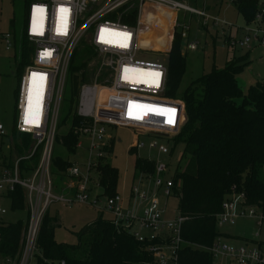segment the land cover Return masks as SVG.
Segmentation results:
<instances>
[{
  "label": "built area",
  "instance_id": "built-area-1",
  "mask_svg": "<svg viewBox=\"0 0 264 264\" xmlns=\"http://www.w3.org/2000/svg\"><path fill=\"white\" fill-rule=\"evenodd\" d=\"M190 1L31 0L24 41L32 53L21 73L17 116L11 132L0 121V201L7 199L13 203L11 194L20 190L29 218L20 253L16 257L0 254V264H31L39 252L41 226L53 205H85L107 212L115 228L127 231L146 247L152 257L150 264H180V253L187 246L181 235L184 221L180 217L165 218L167 208L160 200L164 197L166 205L170 199H175V190H178L173 180L175 172L167 177L170 172L167 163L148 159L155 163V175L141 176L126 202L117 195L106 198L105 207L100 208V198L92 197L90 188L93 186L92 170L97 172L112 140L106 126L132 129L138 135H156L166 142H174L184 127V103L164 96L167 65L159 60L144 62L139 59L140 53L153 52L140 45L142 30L154 29L150 22H155L157 28L173 30L171 38L175 34L180 37L185 53L196 51L199 46L191 41L192 17L200 20L202 28L212 24L222 26L223 30L225 27L233 29L234 33L228 30L222 33L229 50H251L252 39L264 44L261 29L247 25L243 29L235 28L219 15H210L207 0H201L203 8L191 5ZM180 12L183 14L181 20L178 19ZM132 17L134 25L124 22ZM263 17L264 10L255 23H261ZM240 31H244L243 37H238ZM3 41L6 50H17L15 35L7 33ZM82 45L85 49H93L96 57L110 58L103 65L111 70V76L107 85L100 86L96 79L88 81L85 71L77 74L82 82L74 112L80 124L74 133L79 138V150H86L88 154L87 171L84 173L80 164H72L65 175L76 180L78 185L72 196H62L56 193L52 182L53 150L70 67ZM95 60L87 56L83 64L89 68ZM102 94L106 96L101 98ZM22 137L30 138L31 142L24 143V148H28L20 156L17 146H23ZM137 138L133 150L139 152L148 148L159 156L172 157L166 143L153 141L146 146ZM37 157L39 161L35 164ZM97 182L99 186V179ZM0 214L5 215L7 211L0 207ZM248 217L257 221L260 228L264 226L262 211L248 206L244 193H233L224 201L217 223L221 227L234 226ZM208 251L213 264H264L263 246L255 241L233 245L218 239ZM43 264L54 263L44 261Z\"/></svg>",
  "mask_w": 264,
  "mask_h": 264
},
{
  "label": "trees",
  "instance_id": "trees-1",
  "mask_svg": "<svg viewBox=\"0 0 264 264\" xmlns=\"http://www.w3.org/2000/svg\"><path fill=\"white\" fill-rule=\"evenodd\" d=\"M238 15L249 26L264 10L263 0H236ZM134 18L124 19L129 25ZM264 22V17L263 20ZM165 35V36H163ZM171 32L160 35L155 30L143 29L140 45L144 49L168 54L167 83L164 96L177 99L185 105V124L174 142L184 146L180 164L173 180L178 190L179 217L183 219L181 235L187 246L180 253V264H213L209 249L223 237L216 232L217 217L222 205L231 194L244 193L248 206L259 208L264 215V82L249 87L244 93L237 77L251 64L248 56L227 62L222 70L213 69L209 75L198 80L179 93L187 72V56L183 53V42ZM17 36H15V39ZM20 44L19 74L23 73L31 56V48L24 41V32L16 39ZM95 52L87 48L85 56ZM75 54L68 76L71 90L70 129L64 136H58L68 153H75L79 138L74 133L80 121L74 112L81 72L85 64L74 67ZM83 60V61H84ZM242 104L237 105V101ZM22 147L18 154L24 155V143L30 138H20ZM25 140V141H24ZM131 153L137 151L131 149ZM39 157L34 160L37 164ZM184 163V165H182ZM72 164L63 159L54 160V167L63 175ZM24 169V164H22ZM26 167V166H25ZM100 197L117 196L119 171L110 164L97 169ZM135 172L152 177L155 163L145 158H137ZM14 209L24 210L23 193L19 190L11 194ZM100 211V210H99ZM96 221L84 226L78 233L77 245L58 244L55 241L57 220L48 212L41 226L37 261L51 263L65 261L66 264H150L151 255L146 247L123 229H117L111 219H104L100 211ZM27 224H2L0 226V254L16 257L22 249L23 235ZM226 238H228L226 236Z\"/></svg>",
  "mask_w": 264,
  "mask_h": 264
},
{
  "label": "rangeland",
  "instance_id": "rangeland-1",
  "mask_svg": "<svg viewBox=\"0 0 264 264\" xmlns=\"http://www.w3.org/2000/svg\"><path fill=\"white\" fill-rule=\"evenodd\" d=\"M198 1V4L195 3V0H191L190 2L193 6L203 8L204 6L201 0ZM30 2L31 0H0V121L5 125L8 132H11L17 116L16 100L22 74H19L18 67L20 44L18 43L17 50H6L3 35L10 33L17 36V38L21 37L26 25ZM206 5L210 8V15H219L221 19L233 24L235 28L243 29L246 27L243 19L238 15L236 5L231 2V0H207ZM217 6H220V9H217ZM182 18L183 14L180 12L178 19L181 20ZM150 25L154 27L153 30H155L158 35L164 32H174L173 30L155 27V22H150ZM201 26L203 25L197 17L191 18V41L197 42L199 46L196 51L185 53V45L183 43V53L187 56V72L180 86L179 93L184 92L192 82L198 80L202 76L212 73L213 69H224L227 62L233 59L234 56H236V58L248 56L251 62V64L237 77L239 87L244 93H247L250 86L259 82H264V44L252 39L251 50L237 49L236 51H232L225 45L222 33L225 30L234 33L233 29L231 30L225 27L223 30L222 26L215 27L212 24H209L206 28H202ZM249 26L264 31L263 21L261 23L253 22ZM243 36L244 31L238 32V37ZM261 37H263V34ZM85 51L86 49L83 45L78 49L79 55L74 63L76 69L83 64L84 59L82 60V58L86 55ZM15 54H17V58H15ZM88 57H90V59L95 58L96 60L92 62L89 68L83 67L81 70L85 71L87 80L93 81L96 79L100 86L107 85L111 76V70L106 68L103 64L105 61H109L110 58L96 57L95 53L93 55H88ZM139 59L144 62H156L159 60L166 64L168 54L154 51L152 53L142 52L139 54ZM105 96V94H102L101 98ZM70 99L71 90L69 83H67L64 101L59 115L58 136L60 137L64 136L70 129ZM238 102L239 101H237V105L240 106L242 101L241 104ZM106 128L107 134L112 140L108 143V145H110L108 150L103 153L101 165L110 164L119 171L117 194L121 198L128 199L131 188L134 185H138V181L141 179L142 175L135 172V161L137 158L167 163L170 169L167 177L170 178L173 176L177 166L180 164L183 154L184 146L182 144L166 142V139L156 135H138L134 130L128 128H115L111 126H106ZM136 137H138L137 139L140 143H145L146 146L153 141H157L161 144L166 143L172 151V157L169 158L165 155L159 156L157 152L150 151L148 148L142 149L139 152L137 151L136 153H131L130 151L135 144ZM86 145L87 143L84 142V147H86ZM53 159H63L71 164H80L81 170L84 173L87 171L85 164L88 159V154L86 150H79L78 146H75V153L70 154L60 142L56 141L54 144ZM182 165H184V163ZM51 172L56 193L62 196H72L78 185L77 181L67 177L65 174L60 175L54 166H52ZM98 179V172L92 170L91 185L93 186L90 188L92 192L91 195L92 197L98 196V198H100L99 207L104 208L106 205V198L100 197L103 195V191L97 185ZM160 200L161 205L167 208L165 218L176 219L179 217L178 201L176 199H170L166 205L164 197H160ZM0 207L7 211L5 215L0 214V223L15 224L22 222L23 224H27L29 212L26 207L24 210L14 209L12 203L7 199L0 201ZM100 213L98 209L91 206L62 207L61 205H53L50 208V216L57 220L55 241L58 244L77 245V233L84 226L96 221ZM103 217L104 219H111V215L107 212L103 213ZM216 232L223 236L220 239L224 242H230L233 245H243L246 241H255L263 246L264 250V226L260 228L257 221L251 217L239 220L234 226L221 227L218 225ZM226 236L228 238H226ZM31 264H37V257L31 261ZM54 264H59V262H54Z\"/></svg>",
  "mask_w": 264,
  "mask_h": 264
},
{
  "label": "crops",
  "instance_id": "crops-1",
  "mask_svg": "<svg viewBox=\"0 0 264 264\" xmlns=\"http://www.w3.org/2000/svg\"><path fill=\"white\" fill-rule=\"evenodd\" d=\"M220 6H221V5H220ZM220 6H217V9H220ZM238 85H239V83H238ZM238 103L241 104V100H240ZM124 201L126 202L127 199H124ZM49 213H50V211H49Z\"/></svg>",
  "mask_w": 264,
  "mask_h": 264
}]
</instances>
